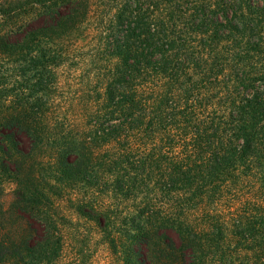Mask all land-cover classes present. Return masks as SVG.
I'll return each mask as SVG.
<instances>
[{
	"label": "trees",
	"instance_id": "16d2710c",
	"mask_svg": "<svg viewBox=\"0 0 264 264\" xmlns=\"http://www.w3.org/2000/svg\"><path fill=\"white\" fill-rule=\"evenodd\" d=\"M19 53L0 264H264V0H0Z\"/></svg>",
	"mask_w": 264,
	"mask_h": 264
},
{
	"label": "rangeland",
	"instance_id": "374dc122",
	"mask_svg": "<svg viewBox=\"0 0 264 264\" xmlns=\"http://www.w3.org/2000/svg\"><path fill=\"white\" fill-rule=\"evenodd\" d=\"M82 45V44H80ZM84 48H76L71 49L70 53L77 54L76 57L80 55L86 54L87 47L82 46ZM79 58V57H78ZM75 61V60H73ZM78 61V60H77ZM68 62V61H67ZM71 62V61H70ZM26 62L22 59V54L19 53L17 55H13L11 59L9 58H3V60L0 61V82H2L5 86L2 88L4 89V92L12 93V90H20L21 85H16V83H23V79L27 76V68H26ZM60 81H63V77L65 76V73H59L58 74ZM16 81V82H15ZM14 84V86H13ZM16 85V86H15ZM67 88H63L65 90ZM72 89V88H71ZM42 173L45 175L44 171L42 170ZM41 174V173H39ZM42 174V175H43ZM15 184L14 183H5L3 185H0V205L2 207L8 208L10 204L12 203L14 199V189ZM6 218H14L12 215L6 216ZM95 248V247H93ZM64 256L63 261L68 262L69 257L72 256L70 253V249L66 248L63 250ZM110 253L108 249H100L96 248L95 252L92 256L91 263L90 264H110ZM64 264V263H63Z\"/></svg>",
	"mask_w": 264,
	"mask_h": 264
}]
</instances>
